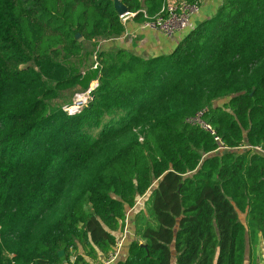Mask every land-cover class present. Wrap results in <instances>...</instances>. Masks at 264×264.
<instances>
[{"label": "trees", "instance_id": "obj_1", "mask_svg": "<svg viewBox=\"0 0 264 264\" xmlns=\"http://www.w3.org/2000/svg\"><path fill=\"white\" fill-rule=\"evenodd\" d=\"M120 2L143 21L165 0ZM124 31L113 0H0V264L105 260L125 220L112 264L264 259V0H224L166 55L96 49ZM203 109L215 135L186 120Z\"/></svg>", "mask_w": 264, "mask_h": 264}, {"label": "crops", "instance_id": "obj_2", "mask_svg": "<svg viewBox=\"0 0 264 264\" xmlns=\"http://www.w3.org/2000/svg\"><path fill=\"white\" fill-rule=\"evenodd\" d=\"M167 1V0H165ZM224 0H200V6L196 13L191 16V19L188 25L176 32L175 34L168 36L162 31L150 27H145L142 25L141 20L133 19L129 17L123 24L125 26L124 33L117 37L109 40H101L99 41L97 50L100 51H108L112 49H123L127 52L142 56V57H156L161 55H166L171 53L176 45L180 42L182 38H184L189 31L195 28L200 22L207 20L214 16L221 6ZM133 213L131 212L130 219L132 218ZM131 221V220H130ZM129 224V222H128ZM133 224V223H132ZM130 224L127 227L126 224V233L125 239L123 241V245L121 248V255L125 254L126 247L125 241L128 236L131 237L133 235V227ZM125 229V228H124ZM124 231V230H123ZM121 235L117 236V239H120L123 236V232ZM84 256V255H83ZM86 257V256H85ZM92 264H98L103 261L102 256H97L95 259H91L86 257ZM74 261L73 257L71 258Z\"/></svg>", "mask_w": 264, "mask_h": 264}, {"label": "built area", "instance_id": "obj_3", "mask_svg": "<svg viewBox=\"0 0 264 264\" xmlns=\"http://www.w3.org/2000/svg\"><path fill=\"white\" fill-rule=\"evenodd\" d=\"M200 6V0H167L160 7L159 11L153 16H147L144 12V20L142 25L145 27H150L158 29L165 33L168 36L175 34L176 32L184 29L191 16L196 13ZM121 21L124 23L129 17L133 16V13L125 12L119 14ZM97 62L93 64L92 68H96ZM97 86V81L94 82V85L89 87L86 91L83 92L82 97H79L76 100V107L69 112H75L79 110L83 105L91 99V91ZM205 109L199 111L195 116L187 118V122L195 125L198 124L203 129L210 132L211 135H215V132L212 130L211 126L201 119ZM218 140V137H215ZM127 224V220H125ZM123 236L120 239H117L114 249L109 252L105 260L98 264H112L119 257L123 241L125 239L126 225L123 231Z\"/></svg>", "mask_w": 264, "mask_h": 264}, {"label": "rangeland", "instance_id": "obj_4", "mask_svg": "<svg viewBox=\"0 0 264 264\" xmlns=\"http://www.w3.org/2000/svg\"><path fill=\"white\" fill-rule=\"evenodd\" d=\"M90 44L89 43H85L84 46H85V50H94V49H90L91 46H89ZM97 49V48H96ZM96 63V59H95V54L93 53L92 55H90L88 57V60H87V65H93ZM85 69V68H83ZM94 82L95 81H92L91 84H90V87L94 85ZM97 86H95L96 88ZM94 88V89H95ZM83 95V92L82 91H79L78 89H74L70 92H65L63 94V96H61L58 100L54 101V105L55 106H58V107H62V109L64 111H67L68 113H70L69 111L74 109V108H77L76 107V100H78L79 97H82ZM89 170V167H84L83 169L79 170V171H76L74 173L75 174H78V172H80V175L81 177H83L84 174H86ZM82 178H80V176H77L76 178H74L73 180H69L68 183L66 184L65 186V194H64V197H63V201L60 203V207H62L70 198L71 195H73L78 189H79V181L81 180ZM140 200V199H139ZM142 206V202L139 201L138 202V207H141ZM61 211V208L57 209V211H53L52 213H50V216L53 215H56L57 213H60ZM53 215V216H54ZM52 218V217H51ZM47 219H43V223L46 222ZM9 257H12L11 254L7 253ZM254 264H264V259H263V247H262V244L260 243L259 245L256 246V259H255V262Z\"/></svg>", "mask_w": 264, "mask_h": 264}, {"label": "water", "instance_id": "obj_5", "mask_svg": "<svg viewBox=\"0 0 264 264\" xmlns=\"http://www.w3.org/2000/svg\"><path fill=\"white\" fill-rule=\"evenodd\" d=\"M114 2V8L116 9V11L119 13V14H123L125 12H128L126 7L120 2V0H113ZM63 252L61 251L60 252V255H62Z\"/></svg>", "mask_w": 264, "mask_h": 264}]
</instances>
